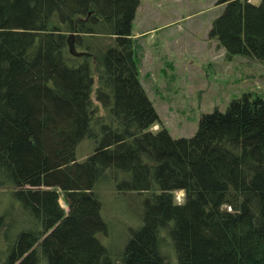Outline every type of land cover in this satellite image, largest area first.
I'll list each match as a JSON object with an SVG mask.
<instances>
[{
    "label": "trees",
    "instance_id": "obj_1",
    "mask_svg": "<svg viewBox=\"0 0 264 264\" xmlns=\"http://www.w3.org/2000/svg\"><path fill=\"white\" fill-rule=\"evenodd\" d=\"M214 3L207 37L263 60L264 0ZM137 6L0 0V264H264V99L242 92L189 137L152 130ZM100 183L135 220L115 251Z\"/></svg>",
    "mask_w": 264,
    "mask_h": 264
},
{
    "label": "rangeland",
    "instance_id": "obj_2",
    "mask_svg": "<svg viewBox=\"0 0 264 264\" xmlns=\"http://www.w3.org/2000/svg\"><path fill=\"white\" fill-rule=\"evenodd\" d=\"M219 8L214 0H138L130 32L138 79L157 114L152 130L164 128L173 138L189 137L201 114L224 109L242 92L264 99V59L228 56L207 37ZM92 146L90 140H84L76 150L77 159ZM97 189L101 215L108 224L104 241L115 251L135 220L109 186L100 183ZM6 194L0 189V212L7 203ZM182 199L181 190L173 192L175 202ZM59 203L63 206L60 199Z\"/></svg>",
    "mask_w": 264,
    "mask_h": 264
}]
</instances>
